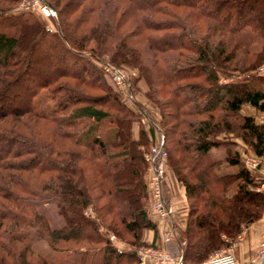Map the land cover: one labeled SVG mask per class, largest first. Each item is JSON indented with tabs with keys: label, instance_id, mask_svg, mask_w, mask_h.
<instances>
[{
	"label": "trees",
	"instance_id": "obj_1",
	"mask_svg": "<svg viewBox=\"0 0 264 264\" xmlns=\"http://www.w3.org/2000/svg\"><path fill=\"white\" fill-rule=\"evenodd\" d=\"M42 1L56 11L59 33L38 31L33 27L38 25H30L27 19L13 24L23 31L33 28L35 45L44 44L50 51L56 43L64 53L73 52L85 64L86 53L98 60L103 54L95 48L86 50L87 41H93L98 49L114 41L109 54L112 64L123 62L136 69L141 78L152 77L167 89L168 105L171 103L173 109L170 119L175 124L165 129L164 124L169 123L164 121L157 130L162 135L163 147L169 135L180 131L172 151L179 157L173 161L170 154L167 158L188 204L181 232L185 249L180 264L202 261L225 247V239L234 238L242 226L257 221L264 208V197L254 190L252 178L237 154L228 152L222 161L236 168L226 175H218V163L208 162L206 155L220 145L214 138L222 132L235 133L255 156L264 157V124L238 115L242 105L264 113V92L233 80L234 74L254 73L264 64V0H128L134 17L132 32L140 39L137 42L142 49L127 47L126 37L116 40V25L111 21L100 28H90L78 39L65 23L64 13L50 0ZM108 2L101 0L100 13L103 6L110 7ZM80 3L77 0L71 12ZM177 9L189 10L186 19H203L209 24L204 23L202 30L189 20L185 28L175 13ZM167 16L171 19H158ZM80 22L75 23V28ZM245 27L260 37L259 51L250 50L235 39ZM29 33H20L22 47L28 42ZM17 44L18 40L0 34L2 77H10L20 56H25L16 75L0 91V122L12 116H25L47 125L52 141L45 143L32 135L5 132L0 127V264H54L33 252L32 244L39 240H45L52 251L72 252L75 260L71 264H91L85 257L94 251H101L100 264H137L136 248L144 246L141 234L154 230V225L141 207L140 200L145 197L141 175L135 165L131 170L125 163L127 158L132 162L134 158L129 154L131 144H127V121L119 112L110 116L98 108L102 100L83 101L82 94L74 88L67 91L52 86L55 78L82 77L79 72L66 75L63 70L56 71L52 78L43 77V73H36V65L47 59L34 56V43L29 50L17 54ZM170 55V60L165 58ZM126 56L128 59H124ZM50 57L51 54L47 58ZM219 73L227 79L226 83H219ZM30 77L32 80L25 79ZM23 79L27 81L25 85L20 84ZM17 84L20 89L16 94L13 90ZM151 93L155 96L158 91ZM116 105L118 111L129 114ZM68 106L73 107L63 115ZM231 116L239 123L231 124ZM80 121H90L91 125L85 132L75 133L73 129ZM105 123L115 128L112 142L103 141L101 127ZM108 148L118 151L107 154ZM183 170L187 173L181 176ZM188 175L193 181L185 179ZM50 199L55 200L63 220L58 229H50L30 204ZM88 209L91 214H84ZM109 233L118 238L127 235L133 249L115 248L108 239Z\"/></svg>",
	"mask_w": 264,
	"mask_h": 264
},
{
	"label": "rangeland",
	"instance_id": "obj_2",
	"mask_svg": "<svg viewBox=\"0 0 264 264\" xmlns=\"http://www.w3.org/2000/svg\"><path fill=\"white\" fill-rule=\"evenodd\" d=\"M55 7L62 11L64 13V21L68 25L70 31H74V35H76L79 38L82 37L81 34H86V32L90 28H100L101 25H103L106 21L113 22V25L115 26V39H119L126 37V45L127 47L133 48V49H142L141 43L138 44L137 41H140L137 34L134 30V27L132 26V21L134 20V17L131 15L130 9H129V3L128 0H109L110 5L109 8L106 6L98 9V5L100 4L101 0H80V6L71 12V8H73V5L76 4L77 0H50ZM45 4L42 0H0V34L4 35L5 37L13 38L18 40V44L15 48V51L17 54L22 53V51L29 50L31 48L32 43H34V56H42V59H47L44 61L42 65H36V73H43V77H49L52 78L56 71L63 70L66 75L71 73H78L81 75V79H77V77L71 78L70 76L67 77H59L53 79L54 82L52 86L58 87L63 90H69L74 88L76 93H81L80 97L83 101L88 102H99L98 100H102L103 103H101L98 108L102 109L103 111H106L110 116L116 115L118 112V115H121L124 117V119L127 121L128 125L126 124V127H128L129 130V142L127 144H131L129 147V154L130 157L133 158L128 160V158L125 160L126 165L128 164L129 168L133 170V166L135 165L141 175V180L144 186V192L145 197L140 200L142 210L146 213L147 218L152 222V218L159 219L162 221V232L161 237L160 235L157 236L158 240L160 239L161 243L165 245L164 247H161L160 244H157L158 246H152L147 244L143 240V235L146 230H144L141 234V242L143 243V247L136 248V250L144 249V248H156V249H165L171 256L172 254L170 251H168L167 245H174L176 249L174 250V257L175 261L178 260L177 264H180L181 257L183 254V251L185 249V239L181 235L182 228L175 227L174 230H176L177 238L180 247L174 243L173 241H164L165 235L168 232V221L165 218H162L158 213H155L153 211L154 207V187L151 186L152 177H154V171L152 167L159 166V175H160V188L162 191V196L164 198V203L166 207L168 208V196L166 191V184L165 179L168 174H171L173 178L175 179V176L169 166L168 162V156L171 154L173 155L172 151L175 148V142L178 141L179 133L180 131L177 130L173 135H169L167 138V143L162 146V135L158 132L157 127L161 126V124L164 121H167L169 124L165 125L166 127L170 126V124H175L173 120L170 118L172 117V104L170 103L168 105L169 101V95L166 93V88L160 86L158 83H155L153 78L150 77L147 79H143L139 76L136 69H133L130 66H127L125 63L121 62L119 65L112 64L110 61V52L112 48H114V41L109 42L110 46L108 45H102L100 49L96 48V45L93 41H87L86 42V50L88 49H94L100 53H103L102 56H99L100 60L93 58L89 56L87 53L83 55L85 64L71 53H64L63 50H60L56 43L53 46V50L50 51L46 49L44 44L35 45L36 42L34 41V34L31 33L33 28H25L26 30L23 31L20 27L14 26L13 24L19 21V19H27L28 23L30 25H33L34 22L38 25L34 26L38 29V31L48 30L50 32L59 33L58 32V26H57V14L56 11H54V16H45L42 13L41 5ZM69 4V12L66 13V5ZM102 4V3H101ZM47 5V4H45ZM129 5V6H128ZM48 6V5H47ZM50 7V6H48ZM97 7L95 10L94 8ZM51 8V7H50ZM127 10H124L126 9ZM52 9V8H51ZM96 11V12H95ZM175 13L179 16L180 21L184 26L186 23L190 20L192 24L198 25L200 29H204L203 24L208 23L207 20H196L193 19H186V16L190 13L189 10H180L177 9ZM20 17V18H16ZM194 17V16H193ZM192 17V18H193ZM251 17V16H250ZM4 19V20H3ZM85 21H81V20ZM158 19H171L170 16L167 17H158ZM121 20V22H120ZM15 21V22H14ZM82 23H81V22ZM78 23L79 25L75 28V23ZM209 24V23H208ZM113 26V27H114ZM133 28V29H132ZM186 28V26H185ZM189 28V26H188ZM128 29V30H127ZM131 29V30H130ZM26 33L30 32L28 34L29 39L28 42H26L25 47H22L20 45L21 38L20 33ZM15 33V34H14ZM50 39V38H48ZM139 39V40H138ZM235 39L243 46H246L250 50L253 51H259L261 48L262 41L258 34L253 33L250 28L245 27L242 28L235 36ZM114 40V39H111ZM172 44H175V41H170ZM53 45V44H52ZM119 53V52H118ZM47 54V55H46ZM51 54L52 57L47 58ZM172 55V54H171ZM170 55L169 57H165L168 60L172 58ZM46 56V58H44ZM98 56V55H97ZM128 57L126 56V58ZM117 61L119 60L116 59ZM48 61V62H47ZM121 61V59L119 60ZM25 62V56L21 55L17 65L12 69L13 71L10 72V77H2L0 75V91L3 89L4 84L9 83L16 71L21 67V65ZM19 63V64H18ZM106 66H110L111 68L117 70L123 77L124 82H118L113 77L112 74L107 71ZM83 69V70H82ZM78 75V74H77ZM153 76V75H152ZM219 83H226L227 79L224 77V75H221L220 73L217 75ZM27 80H32L30 78H25ZM36 80V78H35ZM235 81H242L245 82L247 85H249L251 88L260 90L264 92V64L263 66L254 73H240V74H234ZM191 81V80H190ZM193 82H199V80H195ZM190 82V83H193ZM27 83L26 80H21L20 84L25 85ZM19 84V85H20ZM17 84L16 90H13V92L18 93L20 87ZM5 87V86H4ZM156 88V89H155ZM67 90V91H68ZM152 90H157L158 93L154 96L152 95ZM13 99V98H12ZM106 99V103H104V100ZM157 101L158 105L154 102ZM122 106L125 110L129 112V114H125L121 111L117 110V105ZM160 104V105H159ZM73 106H68V108L62 112L63 115L67 114ZM246 107L247 105H242L239 108L238 115H242L246 113ZM255 111V110H254ZM149 117L150 121L148 120L147 116ZM254 123L256 124H264V113L261 112H253V115L251 116ZM229 121L231 124L235 125L238 124L239 121L234 119L232 116L229 118ZM91 123L90 121H80L79 124L73 129L75 133H83L85 132L89 127ZM0 127L5 131H15L24 135H32V137L39 138L43 142L47 143L52 141V138L50 136V130L47 125L41 123V122H33L32 120L26 118L25 116L17 117L12 116L7 118L4 121L0 122ZM101 131H103V141L104 142H112L114 140V132L115 128H113L110 124H102ZM218 142H220V145L212 148L208 151L206 155V159L208 162H214L218 163L216 166V173L218 175H226V174H232L235 172L236 168L230 167L223 163L225 157L227 156L228 152L232 155L234 153L237 154V157L239 159L240 164L242 167L249 173L250 177L253 181L254 190L257 189V187L260 186V184L263 182L261 180L259 173L260 170H249L244 165L245 161L251 158H262L264 161V157H257L255 156L249 148L243 144V142L239 139V136L235 133H222L219 132L216 134L215 138ZM40 140V141H41ZM55 145H57V139L54 142ZM160 146V156L156 158L155 161L151 160L153 159L154 152L156 149ZM118 150L117 149H107V154H114ZM140 157V161L138 158ZM178 158V154H174L172 156V160L175 161V158ZM135 159V163H134ZM130 164V165H129ZM186 171H181L180 175L183 176ZM192 176L188 175L185 179L189 181H193ZM176 181V179H175ZM177 182V181H176ZM178 183V182H177ZM181 187L182 185L178 183ZM125 187L121 188L124 189ZM183 188V187H182ZM118 189V188H116ZM233 190L234 187H231ZM184 191V189H183ZM185 199V197H184ZM102 203V201H101ZM36 209V211L42 215L49 228L50 229H58L63 226V220L57 213V208L55 206V200L50 199L47 201H38V202H30ZM187 202L185 200V206H186V213H187ZM91 214V211L88 209L84 212V214ZM93 216V215H92ZM154 225V223H153ZM156 225H154V230H151L155 233ZM113 237V240H109L110 243L117 249L120 250H131L133 249V246L128 243L129 237L127 235H123L122 238H118L114 236V234H108ZM237 236V235H236ZM236 236L232 239H225L226 246L220 248L219 250L212 252L211 254L207 255L205 259L202 261L193 263H187V264H203L209 257L213 256L214 254L221 253L226 247L227 244L230 241H233L236 239ZM32 250L34 253L39 254L42 256L47 262L54 263V264H71L75 260V256H72V252L62 251V252H55L52 251L45 240H39L32 244ZM85 260L87 263L91 264H100L101 262V251H94L92 253H89Z\"/></svg>",
	"mask_w": 264,
	"mask_h": 264
},
{
	"label": "built area",
	"instance_id": "obj_3",
	"mask_svg": "<svg viewBox=\"0 0 264 264\" xmlns=\"http://www.w3.org/2000/svg\"><path fill=\"white\" fill-rule=\"evenodd\" d=\"M42 13L45 16H54V11L47 5H41ZM107 71L112 74V77L118 82H124V77L115 69L111 68L110 66H106ZM161 148L160 146L156 149L153 155V161L156 160L157 157L160 156ZM244 165L247 169L251 170H260L259 176L263 182L257 187L256 191L261 193L264 196V161L262 158H251L245 161ZM154 171V177H152L151 186L154 187L153 197H154V207L153 211L158 213L162 218H165L168 221L169 226H172L171 219L169 218V211L164 203V198L162 196V191L160 188V173H159V166L152 167ZM245 226H242L236 236V239L230 241L227 244V247L219 254H214L213 256L209 257L203 264H238L235 259L233 247L236 241L240 238L243 234ZM109 240H113V237L109 235ZM166 241H173L179 247V242L177 238V233L174 228H171L165 238L163 239ZM137 256V264H177L178 260L175 261V257L171 256L165 249H156V248H144L136 251ZM264 262V236L261 237L257 244V248L254 255V263Z\"/></svg>",
	"mask_w": 264,
	"mask_h": 264
},
{
	"label": "crops",
	"instance_id": "obj_4",
	"mask_svg": "<svg viewBox=\"0 0 264 264\" xmlns=\"http://www.w3.org/2000/svg\"><path fill=\"white\" fill-rule=\"evenodd\" d=\"M246 113L242 114L243 116H252L254 109L247 106ZM166 191L168 196V211L169 218L171 219L172 226H168V231L171 228L178 227L182 228L185 224L186 218V206L184 199V191L183 188L175 181L171 174H168L165 179ZM264 197V196H263ZM152 222L156 225L155 232L151 230H146L143 235V240L152 246H158L160 244L161 247L165 248L157 236L162 232V221L156 218H152ZM264 236V208L261 214V217L253 222L252 224L246 225L243 234L236 241L233 247L234 256L238 264H264V262L254 263V255L257 248V244L261 237ZM168 251L174 256V250L176 247L174 245H167Z\"/></svg>",
	"mask_w": 264,
	"mask_h": 264
}]
</instances>
